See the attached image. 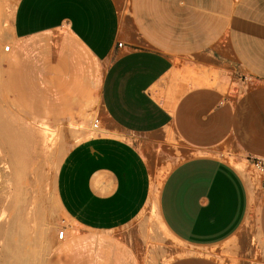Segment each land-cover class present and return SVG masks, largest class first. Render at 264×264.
Wrapping results in <instances>:
<instances>
[{
	"label": "crops",
	"instance_id": "0c3cea01",
	"mask_svg": "<svg viewBox=\"0 0 264 264\" xmlns=\"http://www.w3.org/2000/svg\"><path fill=\"white\" fill-rule=\"evenodd\" d=\"M14 4L3 62L10 88L33 95L22 104L59 120L101 108L102 128L74 143L56 174L71 228L114 243L94 264H138L114 230L150 198L138 138L167 129L190 153L168 171L152 207L191 251L166 264H223L209 250L245 224L250 205L246 176L223 152L257 160L264 172V0ZM62 229L58 240L70 239ZM257 236L264 248V196ZM51 253L46 264H91L79 242Z\"/></svg>",
	"mask_w": 264,
	"mask_h": 264
},
{
	"label": "rangeland",
	"instance_id": "374dc122",
	"mask_svg": "<svg viewBox=\"0 0 264 264\" xmlns=\"http://www.w3.org/2000/svg\"><path fill=\"white\" fill-rule=\"evenodd\" d=\"M13 5L14 0H0V264H46L50 251H67L77 242L85 247L88 262L94 264L103 247L113 251L114 243L107 236L79 234L71 228L56 198V174L66 151L94 130L92 124L101 117V108L94 103L82 115L81 112L69 120L64 116L59 120L43 118L47 112H37L22 104L26 99L33 101V95H21L10 88L3 62V57L9 55L4 46L10 44L12 48L13 44ZM138 146L148 167L150 198L137 217L115 229L114 234L133 250L138 264H166L191 248L164 234L152 205L168 171L188 156L190 149L169 129L140 136ZM223 158L249 182V213L234 236L209 253L223 264H264V248L257 236L264 172L260 174L252 160L232 149L223 152ZM238 160L243 161L238 164L242 168L237 167ZM62 228L72 233L70 239L58 240L57 232ZM51 264L56 263L52 260Z\"/></svg>",
	"mask_w": 264,
	"mask_h": 264
},
{
	"label": "built area",
	"instance_id": "2783aa9c",
	"mask_svg": "<svg viewBox=\"0 0 264 264\" xmlns=\"http://www.w3.org/2000/svg\"><path fill=\"white\" fill-rule=\"evenodd\" d=\"M118 46H121V43L119 42L118 43ZM11 46H10V44H6L5 46H4V51H9V48H10ZM98 118H96L95 119V121L93 122V127L94 128H96L97 126H98ZM254 165L255 166H257V168H262V163L261 162H259V161H254ZM264 184V183H263ZM66 235V232H65V230L64 229H60L58 232H57V237L59 238V239H62V238H64V236Z\"/></svg>",
	"mask_w": 264,
	"mask_h": 264
},
{
	"label": "bare ground",
	"instance_id": "6f19581e",
	"mask_svg": "<svg viewBox=\"0 0 264 264\" xmlns=\"http://www.w3.org/2000/svg\"><path fill=\"white\" fill-rule=\"evenodd\" d=\"M14 6V5H13ZM86 120H88V121H90V118H87ZM95 121V120H94ZM92 127H93V124H92ZM98 127V126H97ZM96 127V128H97ZM94 128V127H93ZM96 128H94V129H96ZM255 168L259 171V172H261L260 174H262V168H257V166H255ZM162 174V173H161ZM154 197V196H153ZM156 221H157V223L159 224V226H160V228L163 230V232H164V234L166 235V236H169L170 237V235L167 233V231H165V229L162 227V225H161V223L159 222V220L158 219H156Z\"/></svg>",
	"mask_w": 264,
	"mask_h": 264
}]
</instances>
